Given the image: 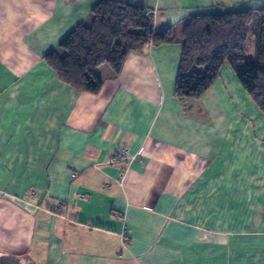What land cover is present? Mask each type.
<instances>
[{
	"label": "crops",
	"instance_id": "1",
	"mask_svg": "<svg viewBox=\"0 0 264 264\" xmlns=\"http://www.w3.org/2000/svg\"><path fill=\"white\" fill-rule=\"evenodd\" d=\"M100 1L0 0V264H264V115L229 64L174 94L185 21L264 0H115L175 41L79 92L45 57Z\"/></svg>",
	"mask_w": 264,
	"mask_h": 264
},
{
	"label": "trees",
	"instance_id": "2",
	"mask_svg": "<svg viewBox=\"0 0 264 264\" xmlns=\"http://www.w3.org/2000/svg\"><path fill=\"white\" fill-rule=\"evenodd\" d=\"M180 34L176 98H202L229 64L264 115V10L191 17ZM174 41L175 29L156 31L154 17L142 6L101 0L45 60L63 83L96 94L103 85L98 68L107 65L117 74L131 53Z\"/></svg>",
	"mask_w": 264,
	"mask_h": 264
},
{
	"label": "built area",
	"instance_id": "3",
	"mask_svg": "<svg viewBox=\"0 0 264 264\" xmlns=\"http://www.w3.org/2000/svg\"><path fill=\"white\" fill-rule=\"evenodd\" d=\"M147 16H151L149 13H147ZM127 155V151L124 152ZM116 162V154H114L113 156H111V158H109V163L113 164Z\"/></svg>",
	"mask_w": 264,
	"mask_h": 264
},
{
	"label": "rangeland",
	"instance_id": "4",
	"mask_svg": "<svg viewBox=\"0 0 264 264\" xmlns=\"http://www.w3.org/2000/svg\"><path fill=\"white\" fill-rule=\"evenodd\" d=\"M248 96H249V98L251 99V101L253 102V104H255L254 103V101L252 100V98H251V96L248 94ZM255 106H256V104H255ZM257 107V106H256ZM257 109H258V107H257ZM259 110V109H258Z\"/></svg>",
	"mask_w": 264,
	"mask_h": 264
}]
</instances>
